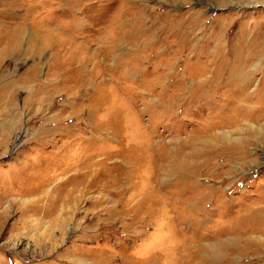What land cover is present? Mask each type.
I'll return each instance as SVG.
<instances>
[{
	"label": "rangeland",
	"instance_id": "rangeland-1",
	"mask_svg": "<svg viewBox=\"0 0 264 264\" xmlns=\"http://www.w3.org/2000/svg\"><path fill=\"white\" fill-rule=\"evenodd\" d=\"M0 38V264H264V0H0Z\"/></svg>",
	"mask_w": 264,
	"mask_h": 264
},
{
	"label": "bare ground",
	"instance_id": "bare-ground-1",
	"mask_svg": "<svg viewBox=\"0 0 264 264\" xmlns=\"http://www.w3.org/2000/svg\"><path fill=\"white\" fill-rule=\"evenodd\" d=\"M7 37V36H6ZM9 38V37H8ZM0 39H2V38H0ZM17 39H19V38H17ZM13 40V39H12ZM10 41H11V39H10ZM18 41V40H17ZM16 41V42H17ZM12 42V41H11ZM15 42V41H14ZM56 42V41H55ZM4 43V42H3ZM7 43V42H6ZM57 43V42H56ZM9 44V43H8ZM11 44H13V42L11 43ZM53 44H55L54 42H53ZM1 45V44H0ZM57 45V44H56ZM10 46H12V45H10ZM4 53H6V52H4ZM4 56V54H2V51L0 52V58H2ZM71 60V59H70ZM236 70V69H235ZM234 71V70H233ZM230 72V71H229ZM238 74H239V77H237V79H235L234 78V83H230V84H232V85H235V84H237V88H238V90L239 91H246V88H247V86L246 85H240V84H238L239 82H241L242 83V81H243V79H244V74H242V71L241 72H237ZM232 74V73H231ZM238 74H236V75H238ZM235 75V74H234ZM110 78V77H109ZM208 78V77H207ZM227 78V77H226ZM243 78V79H242ZM228 80V79H227ZM230 80V79H229ZM208 81V80H207ZM231 82V81H230ZM198 83V82H197ZM243 84V83H242ZM248 84V83H247ZM261 84V83H260ZM249 88V87H248ZM258 89V88H257ZM260 89V88H259ZM238 91V92H239ZM207 95L209 94V92L207 91V93H206ZM203 95H205V94H203ZM106 96H107V94H106ZM102 99H98V100H96V102H95V104H96V106H95V108L98 106V104H99V102L101 101ZM101 103H102V101H101ZM103 103H105V101L103 102ZM103 103H102V105H103ZM93 104V103H92ZM101 105V106H102ZM94 106V105H93ZM100 106V107H101ZM92 108V107H91ZM94 108V109H95ZM97 108H99V107H97ZM92 110V109H91ZM117 110V109H116ZM120 110V109H119ZM91 112H93V111H91ZM94 114H96V113H94ZM97 115V114H96ZM87 116V115H86ZM98 117L100 118V116H99V113H98ZM96 119H97V117H95ZM101 120V119H100ZM94 122V121H93ZM101 122V121H100ZM110 122V124L112 125V126H114V123H115V120H113V121H109ZM121 123V122H120ZM131 123V122H130ZM93 125H95L96 127L95 128H97V126H104V124H103V122L102 123H94ZM118 125V124H117ZM116 126V125H115ZM119 127V126H118ZM125 127V126H124ZM99 128V127H98ZM99 129H101V128H99ZM123 129V128H122ZM46 132H49V131H52L51 132V134L52 133H54V132H58V131H60V129H59V125H58V127L56 128V129H47V130H45ZM99 131V130H98ZM102 131V130H101ZM100 133V132H99ZM38 138V137H37ZM37 140H39V139H37ZM245 140V139H244ZM54 140H51V139H49V140H46V141H43V144H45V145H48V144H52V145H54ZM118 142V141H117ZM120 142V141H119ZM119 142L117 143V144H119ZM238 143V142H237ZM234 145H236V144H234ZM238 148H241V146H237ZM240 150H242V149H240ZM63 151V150H62ZM237 151V150H236ZM233 153V152H232ZM122 155V154H121ZM123 157H124V155H122ZM63 157H64V159H65V161H67V159L70 157V151H68V150H66L65 152H64V155H63ZM122 157V158H123ZM86 159H80L79 161H78V163H77V165L74 163V162H71V164H70V166L68 165V166H66L67 168H66V170H65V173L66 172H70V170L72 171L73 169H74V167L75 166H77L78 167V169H87V168H89V163H88V160H87V157H85ZM232 158V157H231ZM240 159V158H239ZM133 160V159H132ZM41 161V160H40ZM43 162V161H42ZM50 162V161H49ZM76 167V168H77ZM188 168V167H187ZM75 170V169H74ZM133 172V171H132ZM189 173V172H188ZM187 173V174H188ZM31 174V173H30ZM32 174H34V173H32ZM186 174V173H185ZM90 172L89 171H81V172H79V174L77 175V176H75L74 174H72L70 177H69V179L65 182V185H67V184H72L73 186H75V187H79L80 185H82L83 183H85V182H87L88 183V181H89V178H90ZM189 176V175H188ZM183 177V176H182ZM29 178H31V177H29ZM37 178V177H36ZM184 178V177H183ZM186 178V177H185ZM189 180H191V179H189ZM86 183V184H87ZM91 185V184H90ZM31 189V191H33V192H35V193H39V192H41L42 191V189H43V187H42V189L40 188V186H38V187H33V188H30ZM199 194L201 193V191H197ZM196 192V193H197ZM198 193L196 194V195H198ZM202 193H203V190H202ZM204 195V194H203ZM67 199H68V201L69 200H74L75 198H76V195L73 193H67ZM148 197V196H147ZM152 197V196H151ZM196 197V196H195ZM149 198V197H148ZM199 198V197H198ZM201 198V197H200ZM150 199V198H149ZM153 199V198H152ZM198 202V201H197ZM55 203H56V201L54 200L53 202H52V206H50V207H45V208H43L44 210H45V212L47 213V214H52V213H54L55 212ZM153 203V202H152ZM154 204V203H153ZM190 204V203H189ZM197 204V203H196ZM42 209V208H41ZM42 209V210H43ZM235 236H234V238H233V241H231V245L230 246H232L231 247V249H234V250H240L241 248H240V242L241 241H245V242H247V244L248 245H251V244H253L254 243V240H253V238L248 234V232H247V230H244V229H242V230H240V229H237L236 228V231H235V234H234ZM258 248H260V249H264V244H262V243H260V244H258Z\"/></svg>",
	"mask_w": 264,
	"mask_h": 264
}]
</instances>
